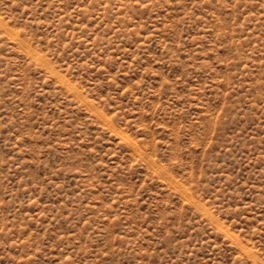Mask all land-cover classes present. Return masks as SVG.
Listing matches in <instances>:
<instances>
[{
  "label": "rangeland",
  "instance_id": "374dc122",
  "mask_svg": "<svg viewBox=\"0 0 264 264\" xmlns=\"http://www.w3.org/2000/svg\"><path fill=\"white\" fill-rule=\"evenodd\" d=\"M0 264H264V0H0Z\"/></svg>",
  "mask_w": 264,
  "mask_h": 264
}]
</instances>
